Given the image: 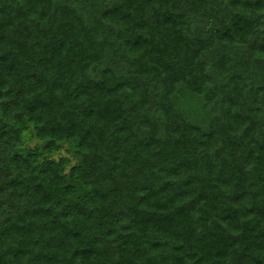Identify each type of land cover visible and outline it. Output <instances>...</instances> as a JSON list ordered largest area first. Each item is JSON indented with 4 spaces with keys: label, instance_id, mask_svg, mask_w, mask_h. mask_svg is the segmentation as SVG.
Wrapping results in <instances>:
<instances>
[{
    "label": "trees",
    "instance_id": "trees-1",
    "mask_svg": "<svg viewBox=\"0 0 264 264\" xmlns=\"http://www.w3.org/2000/svg\"><path fill=\"white\" fill-rule=\"evenodd\" d=\"M0 264H264V0H0Z\"/></svg>",
    "mask_w": 264,
    "mask_h": 264
}]
</instances>
